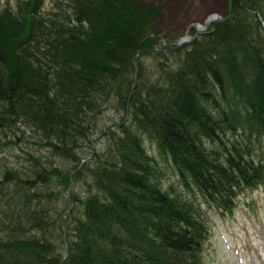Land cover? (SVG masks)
<instances>
[{
    "label": "trees",
    "instance_id": "1",
    "mask_svg": "<svg viewBox=\"0 0 264 264\" xmlns=\"http://www.w3.org/2000/svg\"><path fill=\"white\" fill-rule=\"evenodd\" d=\"M66 1L47 21L44 0L0 10V130L26 121L41 146L63 153L87 138L88 114L137 54L153 51L162 12L131 0ZM224 17L190 44L157 50L185 53L173 69L159 65L165 82L145 78L131 97L132 122L157 143L176 185H163L143 139L123 124L95 189L67 199L83 209L66 215L67 254L63 216L49 202L62 190L43 187L70 177L18 148L27 154L19 170L0 165V264H196L201 204L232 214L241 193L264 183V0H232L231 13L228 0Z\"/></svg>",
    "mask_w": 264,
    "mask_h": 264
},
{
    "label": "rangeland",
    "instance_id": "2",
    "mask_svg": "<svg viewBox=\"0 0 264 264\" xmlns=\"http://www.w3.org/2000/svg\"><path fill=\"white\" fill-rule=\"evenodd\" d=\"M67 2L66 0H44L40 10L41 15L46 21L53 18L54 14L59 15L58 7L60 5L66 7ZM131 2L151 3L161 7V15L154 20V26L149 32L153 37L152 31L155 30L157 36L160 37V40L155 44L157 48H162L165 45L176 46L184 38L186 40L193 39L197 30L208 31L210 22L214 18L224 17L228 11V0H131ZM9 7L16 10L18 0H0V10ZM67 10L71 12V9L67 8ZM85 26L88 27L87 24ZM149 33L145 32L144 37ZM184 53V51L181 55H175L169 51L142 53L137 65L138 86L145 78L148 80L160 78L161 82H165L168 76L159 65L163 64L173 69V64L176 66V63L183 58ZM101 56L104 57L103 53ZM135 71L136 65L127 74L124 73L119 77L112 86V93L108 92V100L103 101L96 111L88 114L91 116L89 122L93 128L88 130L87 138H84L83 135L79 138L77 146L70 152L53 151L51 146L46 144L41 146L35 138L37 131L28 127L26 121L23 124L17 122L10 128L0 130V149H2L0 165L2 167L14 165V168L18 169L19 162L25 161L27 155L18 148H26L27 152H32L41 162H45L46 166L62 170L63 175L70 177L67 186L61 185L62 178L60 176L57 178L55 175L52 184L43 188L46 191L62 190V194L58 195L60 200L51 194L50 204L57 203L58 212H61L62 216L69 215L68 210L77 206L72 216L78 217L83 212L80 202H73L74 207H71V202H68L67 199L71 197L73 200L75 195L82 199L89 191L95 189L98 177L96 174L100 172L102 162L110 157L116 146H114L111 134H115L117 137L123 135L122 126L124 124L143 139L147 153L157 161L163 185L168 186L170 183L176 185L177 179L168 159L159 150L156 142L149 140L137 129L136 124L132 122L131 111L128 119L124 122L127 98L135 82ZM137 84L136 90L138 89ZM114 121H117L118 124L109 126L106 132L101 135L104 128ZM122 122L124 123L121 124ZM6 134L7 137H5ZM6 143L7 145L4 146ZM52 208L54 209L55 206ZM200 213L203 216L201 222L204 225L205 234L202 251L194 255L196 264H264V183L241 193L237 200V207L232 214H222L216 207L207 206L204 203L201 204ZM66 220L67 216H65V222ZM68 232L67 230V240L70 234ZM61 233H63L62 226ZM58 235L60 236V227ZM190 262H193L192 258Z\"/></svg>",
    "mask_w": 264,
    "mask_h": 264
},
{
    "label": "water",
    "instance_id": "3",
    "mask_svg": "<svg viewBox=\"0 0 264 264\" xmlns=\"http://www.w3.org/2000/svg\"><path fill=\"white\" fill-rule=\"evenodd\" d=\"M231 11H232V0H229V13H231ZM225 19H227V17L226 18H222V19H214V20H212L210 23H211V25H212V23L213 22H215V21H223V20H225ZM204 33H206V32H202V31H197L196 32V35L193 37V39H196V37L198 36V35H201V34H204ZM193 39H191V40H184V39H182L176 46H172V47H176V48H178V47H180L181 45H184V44H186V43H189V42H191V41H193ZM160 48H157V47H155V48H153L152 50L153 51H157V50H159ZM142 53V52H141ZM136 60H137V64H136V71H135V76H134V84H133V86H132V88H131V91H130V93H129V95H128V98H127V103H126V117H125V120H124V122L128 119V117H129V114H130V101H131V97H132V94H133V91H134V89H135V87H136V81H137V65H138V61H139V55H137L136 56ZM124 122H122L121 124H123ZM116 124H118V122L117 121H114L112 124H110V125H107L105 128H104V130H103V132L101 133V135H103L105 132H106V130L108 129V127L109 126H115ZM72 183V182H71ZM71 183H70V190H71ZM73 206V203H71V207ZM71 209L72 208H70L69 210H68V212H70L71 211ZM63 224H64V235H63V237H64V241H65V244H66V249H67V253H68V250H69V245H68V240H67V228L65 227V215H63ZM64 261V258L62 259V262Z\"/></svg>",
    "mask_w": 264,
    "mask_h": 264
}]
</instances>
